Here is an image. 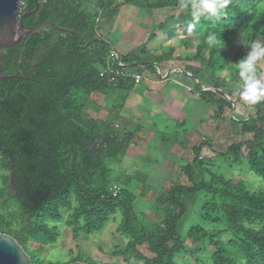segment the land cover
I'll list each match as a JSON object with an SVG mask.
<instances>
[{
  "label": "trees",
  "instance_id": "16d2710c",
  "mask_svg": "<svg viewBox=\"0 0 264 264\" xmlns=\"http://www.w3.org/2000/svg\"><path fill=\"white\" fill-rule=\"evenodd\" d=\"M128 8L153 15L149 24L105 33ZM25 14V28L53 24L69 33L43 30L0 62L11 78L0 82V234L33 264H95L82 255L44 263L37 254L57 244L56 224L65 222L77 241L120 214L118 234L128 242L113 258L123 264H179L187 256L196 264H207L205 256L209 264H264V191L225 172L245 166L264 182V102L242 104L234 66L248 54L241 43L264 42V0H233L226 20L202 18L178 48L171 42L191 16L178 12L177 0H21ZM210 34L217 47L206 45ZM162 37L167 49L149 47ZM119 41L132 49L119 53ZM159 96H176L177 116ZM201 104L207 120L194 119ZM218 139L229 142L220 148ZM156 151L152 163L139 160ZM162 164L168 174L155 182Z\"/></svg>",
  "mask_w": 264,
  "mask_h": 264
},
{
  "label": "rangeland",
  "instance_id": "374dc122",
  "mask_svg": "<svg viewBox=\"0 0 264 264\" xmlns=\"http://www.w3.org/2000/svg\"><path fill=\"white\" fill-rule=\"evenodd\" d=\"M141 11L139 9H134V8H128L126 9V11H124L122 13V19H124L123 21L118 22H111L108 23V25H105V33H109L112 32L113 30H115L116 28H119V30H122L123 27L122 25H124V30H128L125 26V24H129V26H133L134 24H137L139 22H144L146 24H149V19L150 17L143 19L141 17ZM157 15V16H156ZM162 14H157L155 13V17L157 19L161 18ZM170 26L172 24H169ZM168 27V26H167ZM123 30V31H124ZM183 34H181V30H180V35L178 37L177 40L171 42V44H173L172 46L178 48L179 47V39L182 38L184 36H186L187 33V27L184 28V30L182 31ZM127 34L128 31H127ZM119 38L121 39V41H123L124 39L122 37H116L115 39L113 38V40H115V42L117 40H119ZM146 38V37H145ZM164 38H160L159 41L154 42L153 44H150L149 47L151 48L153 45H158L164 47V49H167L170 45V43L168 42H163ZM112 41V40H111ZM121 41H119L120 45H118L117 49L124 51V52H128L132 49V46L127 45L125 47H123L121 45ZM185 41H187V38L185 39ZM113 42V41H112ZM114 42V43H115ZM262 42V41H260ZM189 53V51H188ZM189 54H192L191 52ZM185 53H182V56H184ZM259 69L262 70L263 76H264V63H262L261 65L258 66ZM159 74V71H158ZM157 89L160 88L161 86H156V85H151V88ZM171 110L168 111V114L170 113V115H178L179 111H176L174 108H170ZM195 109L193 111L194 114V119L196 118L197 120H207V114L209 111V108L205 105H199V107H195L192 108V110ZM188 111V109H187ZM191 111V110H190ZM193 125L195 126V124L192 125H188V128H192ZM160 142V140H158ZM159 142H157V145H162ZM229 140L226 139H218L215 141L216 146L223 148L226 147V145L228 144ZM160 151H156L155 153H146L144 155L141 156V158H139V160L143 163H152L153 160L155 158H158V153ZM160 154V153H159ZM204 156L213 159L215 158V156L208 151L207 149H205V152L203 154ZM214 161L217 163L218 159H214ZM131 162L129 161H125L124 165L122 166L123 169H128L131 165ZM219 165L220 162H219ZM225 172L227 173V175L238 181H243L246 185L249 191L251 192H260V191H264V182L263 180L255 177L248 169L247 167H243L241 172H237V171H232L229 170L228 168H225ZM156 175H154V181L158 182L161 179L159 178L160 175L162 176H166L168 174V171L166 169V166L164 164L157 166L156 170H155ZM121 224V215L119 214L116 217V220L110 222L105 229L96 235H93L90 238H85V237H80V239H78L77 241L73 240L72 237V233L70 231V229H68L65 226V222L61 223V224H56L55 226L59 227V239L57 244L55 245H47L45 247V249L40 252L39 254H37L38 258L40 260H42L44 263L45 262H58V261H62V262H66L68 261L71 257H76L78 255H82L84 257H90L93 262L95 264H113V263H119V264H123V260L124 259H115L113 258V253L115 252L116 249H124L127 245L128 240L119 235L118 234V229L119 226ZM41 244L38 243H32V247L35 249H38L40 247ZM204 260L206 261L207 264L209 257L205 256ZM131 264H139L137 263L135 260L131 259L130 260ZM179 264H196L195 260L189 256L187 257H183L182 259L178 260Z\"/></svg>",
  "mask_w": 264,
  "mask_h": 264
},
{
  "label": "clouds",
  "instance_id": "9594fccd",
  "mask_svg": "<svg viewBox=\"0 0 264 264\" xmlns=\"http://www.w3.org/2000/svg\"><path fill=\"white\" fill-rule=\"evenodd\" d=\"M233 4V0H177V10L180 13H189L191 22L187 25L189 35L195 33L196 26L202 18L213 23L227 19L226 12ZM206 45L217 47L220 41L213 34L208 35ZM248 49L247 56L238 62L235 68L243 87L239 92V99L246 107H255L264 102V76H257V68L264 63V42L253 41L250 44L241 43Z\"/></svg>",
  "mask_w": 264,
  "mask_h": 264
},
{
  "label": "water",
  "instance_id": "95a60500",
  "mask_svg": "<svg viewBox=\"0 0 264 264\" xmlns=\"http://www.w3.org/2000/svg\"><path fill=\"white\" fill-rule=\"evenodd\" d=\"M37 6L39 7V1H37ZM28 15L29 14L21 15V0H0V62L6 50L23 44L27 39L43 30H58L69 33L53 24H45L29 29L25 28L24 20ZM80 44H82V41ZM114 55L120 63V55L117 52H114ZM166 78L167 77H161L162 80ZM9 79L11 78L2 74V69L0 67V82H5ZM206 90L220 93V91L214 88H208ZM92 151H94V149ZM0 264H33V262L31 257L14 238L0 234ZM73 264L83 263L77 262Z\"/></svg>",
  "mask_w": 264,
  "mask_h": 264
},
{
  "label": "crops",
  "instance_id": "0c3cea01",
  "mask_svg": "<svg viewBox=\"0 0 264 264\" xmlns=\"http://www.w3.org/2000/svg\"><path fill=\"white\" fill-rule=\"evenodd\" d=\"M118 45H120V44H118ZM117 51L120 53L121 50L117 49ZM182 80L177 77V78H175L174 83H176V84L180 83V84H183L186 87L190 86L189 85L190 83H188V82L184 83ZM154 85L159 86L157 84H154ZM160 86H161V84H160ZM152 89H154V88L152 87ZM157 89L161 90V89H163V86H161L160 88H157ZM147 96L152 98L153 97V92L148 93ZM158 101H160L159 103H160V106H162V107L164 106L163 103L167 102L166 103V107L164 106L165 107V111L167 113H168L169 110H171L170 108H172V109L174 108L176 111H179V109L182 107V103L176 98V96H172V98H169L168 96H166V97L159 96V100Z\"/></svg>",
  "mask_w": 264,
  "mask_h": 264
},
{
  "label": "built area",
  "instance_id": "2783aa9c",
  "mask_svg": "<svg viewBox=\"0 0 264 264\" xmlns=\"http://www.w3.org/2000/svg\"><path fill=\"white\" fill-rule=\"evenodd\" d=\"M135 79H136L137 82H140V81L142 80V78H140V77H135ZM117 193H118V189L115 188V189H114V196H115V197L117 196Z\"/></svg>",
  "mask_w": 264,
  "mask_h": 264
}]
</instances>
